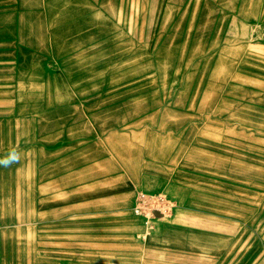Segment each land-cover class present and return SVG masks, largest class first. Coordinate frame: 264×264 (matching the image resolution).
<instances>
[{"label":"rangeland","instance_id":"1","mask_svg":"<svg viewBox=\"0 0 264 264\" xmlns=\"http://www.w3.org/2000/svg\"><path fill=\"white\" fill-rule=\"evenodd\" d=\"M151 7L0 0V158L21 156L0 167V264H134L139 192L174 204L150 230L207 247L166 264H264V0L246 43H220L242 15L221 16L228 31L211 14L154 30Z\"/></svg>","mask_w":264,"mask_h":264},{"label":"crops","instance_id":"2","mask_svg":"<svg viewBox=\"0 0 264 264\" xmlns=\"http://www.w3.org/2000/svg\"><path fill=\"white\" fill-rule=\"evenodd\" d=\"M263 0H152V11L149 13L154 17L153 19V27L152 29H158V22L159 19L157 16L160 17V23L166 21L167 17H178V16H187L191 14H200V15H208L211 14L215 17L213 28L210 30H226L228 31L227 23H223V27L221 24V16L232 17L243 16L245 17L242 21L236 23V31L239 32V37L234 35V38L228 40L224 39L220 43H246V39L248 36H245V32L250 31V25L252 23L253 11H252V4H258ZM211 6L212 8H209ZM139 9H140V0H139ZM216 20L218 22H216ZM161 28V27H159ZM219 28V29H217ZM235 30V28H233ZM236 33V32H235ZM244 39V40H241ZM138 169V166L136 167ZM140 172L133 173V177L131 180H127L121 187V192H125L128 195L132 190V181L139 180ZM210 191H199V189H191L188 191V195L191 201L200 203L201 200L208 201L211 196L207 195ZM131 194V193H130ZM139 217V216H137ZM141 218V217H140ZM136 219V218H135ZM133 218V220H128L130 226L127 225L129 228L128 233L131 230L135 231L139 227H143L145 229L144 220L137 221ZM143 224V225H142ZM133 227V228H132ZM148 229V227H147ZM181 227L172 226H164L160 225L157 229L150 230L148 229L144 234L143 239L138 243V252L136 261L133 262L134 264H166V255L174 249L177 248H191L193 251L205 253L207 247L203 245L202 242L196 241L193 235L190 236H181ZM124 237L127 235H123ZM112 259L108 261V263H114L118 256L112 254Z\"/></svg>","mask_w":264,"mask_h":264},{"label":"built area","instance_id":"3","mask_svg":"<svg viewBox=\"0 0 264 264\" xmlns=\"http://www.w3.org/2000/svg\"><path fill=\"white\" fill-rule=\"evenodd\" d=\"M173 207V202L160 193L139 192L133 209L137 216L145 218L146 225L151 229L156 220L169 216Z\"/></svg>","mask_w":264,"mask_h":264},{"label":"clouds","instance_id":"4","mask_svg":"<svg viewBox=\"0 0 264 264\" xmlns=\"http://www.w3.org/2000/svg\"><path fill=\"white\" fill-rule=\"evenodd\" d=\"M20 159V152L16 149H12L4 157L0 158V167L10 168L12 165L18 164Z\"/></svg>","mask_w":264,"mask_h":264}]
</instances>
